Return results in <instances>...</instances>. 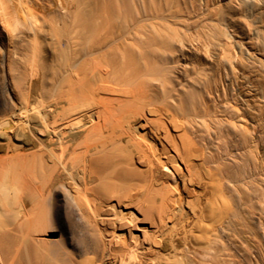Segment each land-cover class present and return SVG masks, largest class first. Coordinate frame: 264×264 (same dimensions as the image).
<instances>
[{
  "label": "bare ground",
  "instance_id": "bare-ground-1",
  "mask_svg": "<svg viewBox=\"0 0 264 264\" xmlns=\"http://www.w3.org/2000/svg\"><path fill=\"white\" fill-rule=\"evenodd\" d=\"M9 1L15 7L0 0V26L13 25L8 38L27 39L33 53L15 77L0 40V152L12 153L0 157V264H264V120L255 119L264 109L249 95L264 99V81L219 50V24L244 39L264 0H246L247 22L225 16L246 12L231 0L218 9L198 0ZM154 188L159 222L179 227L155 234L146 249L154 256L143 260L136 204ZM60 196L102 228L47 241L52 215L30 217L27 202L57 207Z\"/></svg>",
  "mask_w": 264,
  "mask_h": 264
},
{
  "label": "rangeland",
  "instance_id": "rangeland-1",
  "mask_svg": "<svg viewBox=\"0 0 264 264\" xmlns=\"http://www.w3.org/2000/svg\"><path fill=\"white\" fill-rule=\"evenodd\" d=\"M7 1L10 7L12 8L15 7L11 1L9 0ZM231 1L236 6H241L242 8H245L246 12H240L234 8L231 10L232 12H230L231 16L228 15V13L225 14V16L227 15L229 17H234V18L239 16V18H242L244 21L246 20L247 22L248 20L246 19L248 17L247 14L250 13V12L248 13L250 7L248 8V5L246 4V2L248 1L246 0H231ZM197 4L201 8L208 6L214 9H218L219 5L226 7L229 4V0H198ZM255 4L256 7L254 9L255 11L254 13L256 14L254 17L256 18V22L254 24H251L252 26L246 27L247 36L244 37V39L239 34V31L236 28L226 25L222 22L219 24V27L221 29V33L219 34V42H220L219 50H220V54L225 53L224 51L225 48L228 49L233 55L237 54V57H235L236 61L241 60L243 63L249 65L250 66L249 68L251 69L254 68L256 70L255 74H257L256 77L258 78V80L261 79V81H264V23H263L264 13L262 12V14H260V12L263 9L262 8L260 9L259 7H261L262 5L260 6L257 3ZM15 13L20 14V12H14V14ZM214 13H217V15L215 14L216 15L215 17L220 19V13L219 12H214ZM5 25L6 28H1L0 26V40H3L4 51L5 52L11 51V53L13 54L14 62L16 63V67L14 68L13 72L12 71L10 72V74L12 75L14 74L15 77H19L21 74L25 73L27 67V59L30 57V54L33 53L32 52L33 48H31V45L28 43L27 39L25 38H22V40L18 38H14L13 40H10L7 36L8 33L7 28H12L13 25L9 24L10 27L8 26L7 23H5ZM246 51L250 52V54L247 53ZM234 64L236 65L234 66V72L237 77L241 78L240 75H242L241 72L243 71V69H241V67L236 62ZM3 84L4 83L0 80V102L5 93V84L4 85ZM243 90L245 91V87H243ZM256 94L257 93H255V91H252L249 95L250 98L252 99L253 104L256 105L258 109L262 110V108L264 109V99H262L259 95ZM259 106H261V108H259ZM250 111H251L249 112L250 114L255 113L254 110H250ZM263 118H264V114L262 118L256 117L255 119L256 120L258 119L261 122V120L262 121L264 120ZM138 126H139L138 127L139 132L143 130L142 128L146 127L143 120L138 122ZM1 130H3V128H1ZM9 154L10 156L12 155L11 152ZM9 154H6L5 152L2 153L0 152V157L2 156V158H4L7 161L9 159ZM158 177L160 178V175H158ZM162 178L164 179L165 176L163 175ZM158 182H160V180ZM183 186H184L183 182L180 181V183L178 184L179 191L183 190L184 188ZM155 189L156 188H154L150 192L149 196L144 195L142 197L143 200H141L139 203L136 204L137 208H142L141 209L142 211L140 212L143 215L138 213V216L140 217L141 220H138L136 227H133V233L141 242L140 250L144 249V253L141 255L143 260H147L150 257L154 256V252L152 250L146 251V249H148V246L150 245V240L155 234L161 235L163 231L165 229H168L169 227L170 228L179 227L178 220L176 221L175 225H173V223L169 218H167L166 220V225L161 224L159 222L158 210L160 209L161 205L159 200V194ZM28 202H27L28 209L29 210L32 209L30 217L32 218L41 217V216L45 217L46 215L48 217L50 216L49 214L52 215L55 228L53 229L49 223H46L45 231L43 232V234H41L49 242H57L60 238V232H63L64 237L70 234L73 235L75 239L83 238V237H91L94 227L102 228L100 225L104 224L100 222V220L98 221L92 215H90L87 209L79 210L75 206H73L67 199L61 196L57 201V207H51L50 204H48L49 202L45 199V197L35 200L34 205H32L30 200ZM130 206L133 210H135L134 206L132 205ZM102 216L105 217L108 215L106 213V214H102ZM179 246L182 248L184 245L179 244ZM184 248L185 247H183L182 250H184ZM166 251H170V249H167ZM177 258H181V256ZM190 258L196 261L194 262V264L197 263L199 264V261L195 259L196 258L195 256L193 257L190 256ZM174 259L175 257L173 258V260ZM173 264H175V260L173 261Z\"/></svg>",
  "mask_w": 264,
  "mask_h": 264
}]
</instances>
